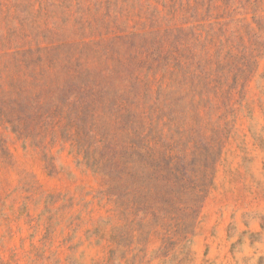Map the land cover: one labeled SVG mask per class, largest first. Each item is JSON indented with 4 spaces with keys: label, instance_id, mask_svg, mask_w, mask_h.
<instances>
[{
    "label": "rangeland",
    "instance_id": "obj_1",
    "mask_svg": "<svg viewBox=\"0 0 264 264\" xmlns=\"http://www.w3.org/2000/svg\"><path fill=\"white\" fill-rule=\"evenodd\" d=\"M0 264H264V0H0Z\"/></svg>",
    "mask_w": 264,
    "mask_h": 264
}]
</instances>
